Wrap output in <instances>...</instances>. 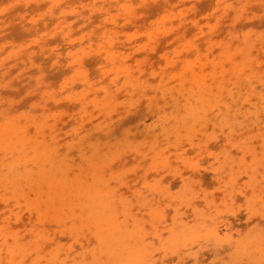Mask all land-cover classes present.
<instances>
[{
	"label": "rangeland",
	"instance_id": "374dc122",
	"mask_svg": "<svg viewBox=\"0 0 264 264\" xmlns=\"http://www.w3.org/2000/svg\"><path fill=\"white\" fill-rule=\"evenodd\" d=\"M0 264H264V0H0Z\"/></svg>",
	"mask_w": 264,
	"mask_h": 264
}]
</instances>
